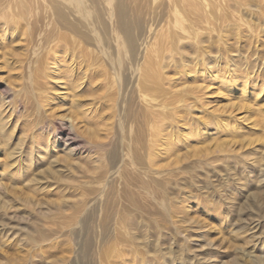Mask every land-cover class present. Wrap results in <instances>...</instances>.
Masks as SVG:
<instances>
[{"label": "rangeland", "instance_id": "rangeland-1", "mask_svg": "<svg viewBox=\"0 0 264 264\" xmlns=\"http://www.w3.org/2000/svg\"><path fill=\"white\" fill-rule=\"evenodd\" d=\"M68 1L28 0L32 16L26 23L20 21L16 30H5L6 36L0 34V105L13 108L9 118L14 124L19 122L17 131H21L23 124L29 125L40 137L35 147L30 141L31 130L26 132V138L19 133L18 136L24 138L23 154L31 150L39 153L44 137L50 136L60 144L55 153L41 151L39 165L34 161L31 165L29 158L24 157L29 181L26 184L8 179L2 173L7 171L4 166L8 160L1 154L5 144L0 140V204L7 202L6 207L0 206V226L10 225L19 230L17 233L21 236L17 237L22 244L10 252L5 251L8 259L16 261L19 255L23 264H29L30 260L87 264L92 258L94 264H99L103 261V251L116 247L121 250V258L116 256L115 262L123 260L125 264L141 260L157 264H264V175L257 166V159L264 150L263 112L250 100L239 102L238 96L221 90L220 85L204 88L206 83L202 79L209 80L205 72H200L202 67L217 72L228 60L231 69L242 75L251 71L250 77L257 75L258 81L261 80L264 74V0H244L240 7L241 0H224L227 22L221 27L216 25L218 29L213 32L205 25L199 26L193 12L185 8L188 21L196 28L199 26L189 39L186 32L185 42L181 38L184 33L178 28L188 22L171 15L170 0H78L82 6L77 0ZM175 1L178 8L181 6L179 9L184 8L181 0ZM57 7L67 9L72 20L87 27L83 40L81 34L75 35L66 27V22L54 15ZM122 13L129 18L130 27L139 39L134 65L123 44ZM50 24L58 26L61 34L82 42L83 49L90 55H87L88 65L102 67L99 74L90 71L91 74L87 67H81L89 78L87 85L71 90L64 76L71 71L68 70L70 62L63 60L64 52L58 53L63 57L61 66L68 72L60 68L61 76L56 83L62 85L63 90L57 95L64 98L54 97L53 100L42 92L43 80L35 64L28 63L37 54ZM197 44L207 51L204 59L197 60L193 54ZM156 49L163 54H160V64L163 80L166 79L163 90L167 109L160 117L166 133L162 132L158 148L159 166L152 169L143 166L142 169L135 163V156L142 150L150 130L146 121L159 119V112L155 102L156 111L150 112L136 87L147 54ZM184 49L188 54L185 59L181 55ZM80 58H77L79 62ZM211 58L214 60H208ZM86 63L80 62L83 66ZM253 92L251 94L255 95ZM195 93L199 99L194 98ZM71 102L79 107H73ZM238 104L242 105L241 110H236ZM88 110L93 114L87 115ZM213 116L225 120L220 128L216 127ZM232 118L238 121L233 122ZM69 119L74 121V129ZM195 119L202 123L204 136H178L177 132L187 134ZM37 123L38 129H34ZM14 138L7 142L11 151L18 145ZM53 169L59 171L58 183L49 176L48 172ZM137 169L153 176L151 191H145L143 175ZM165 197L169 202L167 210L162 205ZM41 232L45 236L53 233L49 240L56 245L55 255L47 260L41 257L38 251L41 243L36 238L31 247L24 245L29 234ZM24 234L27 236L22 238ZM90 240L92 256L89 258ZM16 249L18 255H14Z\"/></svg>", "mask_w": 264, "mask_h": 264}, {"label": "bare ground", "instance_id": "bare-ground-1", "mask_svg": "<svg viewBox=\"0 0 264 264\" xmlns=\"http://www.w3.org/2000/svg\"><path fill=\"white\" fill-rule=\"evenodd\" d=\"M68 1V0H67ZM74 1V0H73ZM80 1V0H79ZM77 0V2H79ZM98 1V0H97ZM96 1V2H97ZM100 1V0H99ZM133 1V0H132ZM150 1V0H149ZM224 0L220 1V0H181V4L182 6H184L183 9H179L178 6L176 5L175 0H170L168 1L170 3V7L172 8L171 10V15L175 16V17H179V19L182 20V22H188V25H184L182 28H178V30H181L184 34L181 36L182 41L185 39V37L183 38L184 35H186L187 32V39H189V36L191 34H194L195 31L197 30V28H199L200 25H205L208 30L210 32L216 31L217 26L216 25H220L224 24L225 22H227L226 17L225 16V12H224V6H223V2ZM247 0H245L246 2ZM69 2V1H68ZM75 2V1H74ZM82 2V1H81ZM88 2V0L86 1ZM105 2V1H104ZM5 3V4H4ZM138 3V2H137ZM159 3V2H158ZM168 3V4H169ZM179 3V2H178ZM222 3V4H221ZM91 4V3H90ZM100 4V3H99ZM103 4V3H102ZM106 4V3H105ZM104 4V5H105ZM120 4V3H119ZM146 4V3H145ZM153 4V3H152ZM226 4V3H225ZM244 4V0H241L240 5ZM5 5V6H4ZM69 5V4H68ZM71 5V4H70ZM80 5V2H79ZM84 5V2H83ZM96 5V4H95ZM112 5V4H111ZM114 5V4H113ZM148 5V3H147ZM145 5V6H147ZM167 5V4H166ZM252 5V4H251ZM72 6V5H71ZM82 6V5H80ZM85 6V5H84ZM108 6V5H107ZM144 6V7H145ZM74 7V6H73ZM89 7V6H88ZM91 7V6H90ZM99 7V6H98ZM102 7V6H101ZM106 7V6H105ZM151 7L153 8V6L151 5ZM243 7V6H242ZM31 6L28 2V0H0V34H3L4 36H6V31L5 30H16L17 29V24L21 22H25L27 21L30 16H32V9H30ZM85 8V7H84ZM94 8V7H93ZM148 8V6H147ZM146 8V9H147ZM179 10H178V9ZM185 8H187V10H190L193 12V14L195 15V20L198 23V27H194L193 26V22L188 21L189 18H186V14H185ZM238 8V7H237ZM76 9V8H75ZM86 9V8H85ZM84 9V10H85ZM96 9V8H95ZM99 9V8H98ZM239 9V8H238ZM237 9V10H238ZM249 9V8H247ZM34 10V9H33ZM102 10V9H101ZM113 10V9H112ZM123 10V9H122ZM76 11V10H75ZM124 11V10H123ZM151 11V10H150ZM149 12V11H148ZM187 12V11H186ZM191 12V14H192ZM98 13V11H97ZM251 13V12H250ZM90 14V13H89ZM102 14V13H101ZM100 14V15H101ZM125 13L121 14V21H122V29L124 30V41L123 44L127 49V53L129 54L130 57V61L131 63L134 65V63L136 62V57H137V52L139 50L138 45H139V39L137 38L138 36H136L134 34V32L132 31L133 29H131L130 27V21L126 18V16L124 15ZM190 14V13H189ZM189 14L187 13L188 17ZM54 15L57 18L62 19L64 22H66V27H68L69 29H71V31H73L75 33V35H80L81 34V38L82 40L86 37L87 34V27L84 24H81L80 22H76L74 20L71 19V17H69V11L65 8H55L54 10ZM193 15V16H194ZM110 16V15H109ZM192 16V15H191ZM106 17V15H105ZM104 17V18H105ZM131 17V16H130ZM141 17V15H140ZM159 17V15H158ZM153 18V17H152ZM194 18V17H193ZM115 19V18H114ZM134 19V18H133ZM141 19V18H140ZM167 19V18H166ZM172 19V18H171ZM107 20V19H106ZM105 20V21H106ZM133 22V21H131ZM135 22H137L135 20ZM142 22V20H141ZM154 22V21H153ZM168 22V21H167ZM26 23V22H25ZM110 23V22H109ZM155 23V22H154ZM143 24V23H142ZM156 24V23H155ZM140 26V25H139ZM112 27V26H111ZM115 27V26H114ZM204 27V29L206 28ZM219 27V28H220ZM235 27V26H234ZM237 27V26H236ZM161 28V27H160ZM159 28V29H160ZM168 28V27H166ZM98 29V28H97ZM101 29V28H100ZM137 29V28H136ZM176 29V28H174ZM201 29V27H200ZM223 29V28H221ZM155 30V29H154ZM170 30V29H168ZM190 30V31H188ZM220 30V29H219ZM224 30V29H223ZM60 29L58 28V26H55L54 24H50L47 28L46 34H44V36L42 37V41H41V46L38 49L37 54H34L30 59H29V64L34 65L35 64V68L36 71L38 72V76L43 80V85L41 86V90L42 92H45V97H48L49 100H53V98H64L63 96H59L57 95V93H60L58 91H62L63 90V86L56 83L57 82V78L59 76H61V72L59 70H61L60 68L64 67L61 66V61H62V56H58V53H65L66 57L63 58V60L65 59L66 61L68 60V62H70V67L68 66V70H71L70 72L67 71V69L64 67V71L63 72H68V76L67 73L64 75L68 84V89L71 90H76L78 88H81L82 86L87 85L86 84V79H89L88 77H86V74L82 73V68L84 67L86 69L87 67V71H89V73H91L92 71L95 72V74H99L101 73L99 70L100 68H93V65L89 63H86L87 61V55H89V53L83 49L82 46V42H78L75 39H72L70 37H67L66 35H63L60 33ZM193 31V32H192ZM204 31V30H202ZM208 31V32H209ZM118 32V31H117ZM179 31H177L178 33ZM119 33V32H118ZM117 33V34H118ZM137 33V32H136ZM175 32H173L174 34ZM197 33V32H196ZM171 34V35H173ZM207 34V33H206ZM11 35V34H10ZM101 35V34H100ZM165 35V34H164ZM120 36V35H119ZM148 36V35H147ZM167 36V35H166ZM177 36V35H175ZM220 36H222L220 34ZM108 37V36H107ZM145 37V36H144ZM150 37V36H149ZM168 37V36H167ZM174 37V36H173ZM210 37V36H209ZM218 37V36H217ZM223 37V36H222ZM80 38V39H81ZM146 38V37H145ZM221 38V37H220ZM123 39V37H122ZM193 39V38H192ZM195 39V38H194ZM211 39V38H210ZM223 39V38H222ZM102 40V39H100ZM109 40V39H108ZM201 40V39H200ZM186 40H184L185 42ZM204 41V40H203ZM218 41V40H217ZM222 41V40H221ZM190 42V41H189ZM192 42V41H191ZM194 42V41H193ZM212 42V41H211ZM98 43V42H97ZM144 43V42H143ZM210 43V42H209ZM216 43V42H215ZM212 44V43H211ZM217 44H219L217 42ZM163 45V44H162ZM167 45V44H165ZM164 45V46H165ZM176 45H179V43H177ZM175 45V46H176ZM194 46V44H192ZM209 45V44H208ZM224 45V44H223ZM227 45V44H226ZM123 46V45H122ZM158 46V45H157ZM172 46H174L172 44ZM183 47H185L186 45H182ZM182 46H180L182 48ZM196 47H194V53L196 55V58L198 60V58H203L205 57V54H207L206 52H204L206 49H201V47L197 44L195 45ZM204 46V44H203ZM141 47L143 48V46L141 45ZM156 47V46H155ZM212 47V46H211ZM225 47V46H224ZM147 48V47H146ZM169 48V47H168ZM178 47L176 46L175 49H177ZM181 48L179 49V51H181ZM152 49V48H151ZM167 49V48H165ZM164 49V50H165ZM192 49V48H191ZM190 49V51H191ZM212 49V48H211ZM221 49V48H220ZM157 50V51H156ZM154 50L152 53H148L146 56V65L143 68V70L141 71L142 75L141 77H139L137 84L138 86L137 91L139 94V98L142 99L143 102H145L148 105V108L150 109V112L153 114L156 109L154 108L153 104L154 102L157 103L156 105L158 106L157 111L159 112V119L158 117H156L154 120H151V123L149 121H146V125L150 126V130L148 132V135H146L147 139L144 138V143L142 144L141 151H137V154L135 156V163L137 164L138 168L143 166H147L148 168H153L156 166L158 167V148L160 147V142H161V138H162V132L164 131V124H161V114L163 112L166 111L167 106H166V93L165 90H163V84L164 80L166 81V79L163 80L162 77V66H161V59L160 58V50L156 49ZM168 50V49H167ZM100 51V50H99ZM178 51V50H177ZM178 51V52H179ZM218 51V50H217ZM224 51V50H223ZM226 51V50H225ZM69 53V55L67 53ZM124 52V51H123ZM177 52V53H178ZM193 52V51H192ZM78 53H81L82 55L79 57H81V61L80 62H85L86 64L83 66V64H80V62L77 60L78 57ZM91 53V52H90ZM109 53V52H108ZM117 53V52H116ZM147 53V52H146ZM154 53V54H153ZM163 53V50H162ZM176 53V52H175ZM222 53V52H221ZM225 53V52H224ZM113 54V53H112ZM152 54V55H151ZM180 54V52L178 53ZM187 54V49L183 50V53H181L183 59L187 58L186 55ZM219 54V53H218ZM223 54V53H222ZM64 55V54H63ZM68 55V56H67ZM163 55V54H161ZM166 55V54H165ZM177 55V54H176ZM224 55V54H223ZM228 55V53H227ZM90 56V55H89ZM219 56V55H218ZM222 56V55H221ZM226 56V55H225ZM94 57V56H93ZM164 57V56H163ZM168 57V56H166ZM181 57V56H180ZM209 57V56H208ZM213 57V55L211 56ZM220 57V56H219ZM230 57V56H229ZM101 58V57H100ZM192 58V57H191ZM189 58V59H191ZM195 58V60H196ZM228 58V56L226 57ZM234 58V57H233ZM96 59V58H95ZM94 59V60H95ZM99 59V58H98ZM139 59V58H138ZM165 59V58H164ZM194 59V57H193ZM204 59V58H203ZM206 59V58H205ZM221 59V58H220ZM97 60V59H96ZM100 60V59H99ZM192 60V59H191ZM208 60H214V59H208ZM225 60V59H224ZM227 60V59H226ZM225 60V61H226ZM233 60V59H232ZM90 61V60H89ZM114 61V60H113ZM144 61V60H143ZM203 61V60H202ZM216 61V60H215ZM221 61V60H220ZM93 62V61H91ZM101 62V61H100ZM204 62V61H203ZM234 62V61H233ZM233 62H231L233 64ZM97 63V62H94ZM93 63V64H94ZM102 63V62H101ZM141 63V62H140ZM193 63V61H192ZM206 63V62H205ZM216 63V62H215ZM235 63V62H234ZM251 63V62H250ZM100 64V63H99ZM103 64V63H102ZM126 64V63H125ZM165 64V62H164ZM167 64V62H166ZM201 64V63H200ZM204 64V63H203ZM218 64V62H217ZM66 65V64H65ZM97 65V64H96ZM94 65V66H96ZM131 65V64H130ZM132 65V66H133ZM194 65V64H193ZM220 65V64H219ZM229 61H226V64L222 63L221 65V69H217L218 71H207L206 69H203V67L200 69V72L203 71L206 74V79L209 80L208 82L204 79H202L203 83L205 84L204 88H207V86H211L212 84H215L217 87H219L220 85V89L224 90L225 92L227 91V93H229L230 95H236L238 96L237 99H239V102L242 101H251L253 103H255L257 106L259 107V111L262 110L263 112V120H264V95H262L263 90H264V74L261 75V80L258 81L259 79H257V75L256 77H250V72H248V75L246 74H241L238 73L235 69H231L229 66ZM138 66V65H137ZM166 66V65H165ZM209 66V65H208ZM230 66H232L230 64ZM234 66V65H233ZM232 66V67H233ZM256 66V65H254ZM119 67V66H118ZM117 67V68H118ZM134 67V66H133ZM182 67V66H181ZM185 66H183L184 68ZM213 67V66H212ZM217 67V66H216ZM239 67V66H238ZM247 68H249V65H246ZM114 68V67H113ZM237 68V67H236ZM142 69V68H141ZM165 69V67H164ZM216 69V68H215ZM129 70V69H128ZM196 70V69H195ZM248 70V69H247ZM262 70V69H261ZM62 71V70H61ZM85 71V72H87ZM91 71V72H90ZM120 72V71H119ZM175 72V71H174ZM188 72V71H187ZM199 72V71H198ZM126 73V72H125ZM218 73H220L221 75H217ZM92 74V73H91ZM94 74V73H93ZM199 74V73H198ZM204 74V73H203ZM204 74V75H205ZM109 75V73H108ZM254 75V74H253ZM97 76V75H96ZM110 76V75H109ZM129 76V75H127ZM199 76V75H197ZM200 76H202L200 74ZM99 77V76H98ZM113 77V76H112ZM190 77V76H189ZM95 79V78H94ZM102 79V78H101ZM105 79V78H103ZM102 79V80H103ZM126 79V78H125ZM132 79V78H131ZM197 79V78H196ZM96 80V79H95ZM113 80V78H112ZM116 80H117V75H116ZM263 80V81H262ZM90 81V80H89ZM119 81V80H118ZM100 82V81H99ZM98 82V85L101 83ZM127 84H128V79H127ZM263 82V83H262ZM42 83V82H41ZM105 83V82H104ZM210 85H209V84ZM239 83V84H237ZM32 84V83H31ZM97 84V83H96ZM167 84V83H166ZM200 84V83H199ZM257 84H261L259 86V88L255 87V85ZM126 85V84H125ZM238 85V86H237ZM40 86V85H39ZM39 86L37 87V89L39 88ZM110 86V85H109ZM119 86V85H118ZM124 86V85H123ZM128 86V85H127ZM126 86V87H127ZM172 86V84H171ZM201 86V85H200ZM204 86V85H203ZM112 87V86H111ZM223 87V88H222ZM224 87H228L230 89H225ZM114 87H112V89H114ZM204 88H202L201 90H204ZM252 88V91H251ZM101 89V88H100ZM116 89V88H115ZM114 89V90H115ZM121 89V88H120ZM119 89V90H120ZM40 90V91H41ZM98 90V89H97ZM111 90V89H110ZM118 90V89H117ZM200 90V91H201ZM207 90V89H205ZM39 91V89H38ZM126 91V90H125ZM255 93H254V92ZM112 92V91H111ZM110 92V93H111ZM119 92V91H118ZM253 92L252 95L251 93ZM122 93V91H121ZM173 93V92H172ZM193 94V93H192ZM203 94V93H201ZM18 95V94H17ZM117 95V94H116ZM123 95V94H122ZM196 93L194 94V98L199 99L198 97L195 96ZM248 95H252V98H247ZM176 96V95H175ZM184 97L187 96L186 94L183 95ZM226 96V95H225ZM204 97V94H203ZM114 98V97H112ZM127 98V97H126ZM181 98V97H180ZM111 99V98H110ZM171 99V98H170ZM169 99V100H170ZM114 100V99H113ZM127 100V99H125ZM168 100V101H169ZM202 100V99H201ZM242 100V101H241ZM73 101V100H72ZM122 101V100H121ZM124 101V100H123ZM163 101V104H162ZM165 101V103H164ZM78 100L75 101V103H77ZM161 102V103H160ZM173 101L172 104H175ZM206 102V101H205ZM72 103V102H71ZM160 103V104H158ZM170 103V102H169ZM84 104V103H83ZM98 104V103H97ZM180 104V103H179ZM183 104V103H181ZM73 107L78 108L79 106H76L74 103L71 104ZM75 105V106H74ZM208 105V104H207ZM234 106V104L232 105V107ZM241 106L238 104V107H236V110H241ZM125 107V106H124ZM183 107V105H182ZM202 107V106H201ZM256 107V106H255ZM88 108V107H87ZM169 108V105H168ZM85 111V110H84ZM13 113V108L11 106H6V105H0V140H4V150L1 154H3L2 156H5V158L8 160V162H6V165L4 166V169L7 171H3L2 173H4V176L8 177V179H15L17 180V182L20 183H25L27 184L29 181H27L26 178V174H27V164L25 165L23 163V159L24 157L29 158L30 164L32 161L35 162V164L37 163V165L40 164L41 158L40 155H38L41 151V153H55L58 145H60L56 140H53L50 138V136L48 137H44L42 138V145L39 149V153L34 152L33 150L27 152L25 151L24 155L23 154V148H24V138L28 137V134L26 132H30V141H32V143L35 144V142H38V135L37 132L35 130H32V128H30L29 125L25 126L23 124V128L20 129L21 131L19 132V130L17 131V129H19V122H16L15 124L11 121V113ZM10 113V114H9ZM203 113V112H202ZM234 113V111L232 112ZM230 113V114H232ZM87 115H91L93 114L92 111L88 110ZM10 117V118H9ZM65 117L62 116V118ZM87 117V116H86ZM95 117V116H94ZM214 117V116H213ZM215 124L217 128H220L222 124V122H225V120L223 121V118L221 119V117L219 116H215ZM15 119V118H14ZM85 120V118H84ZM194 120V119H193ZM196 120V119H195ZM233 122L234 121H238V119L236 118H232ZM16 121V120H15ZM24 121V120H23ZM70 121V126L72 129H74L76 127V125L74 124V121L72 122L71 119H69ZM88 121V120H87ZM204 122H206L205 120H203ZM160 122V123H159ZM229 124V123H228ZM202 123H200L199 120H196L195 123L193 125H191V127L189 128V132L187 134H182V133H178V136L180 137H190L191 135H196L198 138L204 136V132L202 133V129L203 127H201ZM227 125V124H225ZM230 125V124H229ZM239 125V124H238ZM241 125V124H240ZM38 123L34 124V129L37 128L38 129ZM148 126V127H149ZM242 126V125H241ZM226 127H229L228 125ZM240 127V126H239ZM205 130V129H204ZM19 133L24 134V138H20L18 135ZM126 133V132H125ZM166 133V132H165ZM14 135L15 138H14ZM142 135V134H141ZM165 136V135H164ZM176 136V134H175ZM17 139L18 141V145L17 148L14 149L13 151H11L8 147L7 142H9V140L11 141V139ZM164 138V137H163ZM125 139V136H124ZM166 139V138H165ZM125 143V141H123ZM174 142V141H173ZM172 142V143H173ZM129 144V143H128ZM37 144H35L36 147ZM162 145V143H161ZM165 145V144H164ZM19 146V147H18ZM33 147V145H32ZM171 147V146H170ZM169 147V148H170ZM263 147V146H260ZM140 148V147H139ZM166 149V148H165ZM168 149V148H167ZM66 150V149H65ZM122 150V149H121ZM172 150V148H171ZM169 150V151H171ZM125 151V150H124ZM132 151V149H131ZM168 151V150H167ZM168 151V152H169ZM174 151V150H173ZM40 153V154H41ZM134 153V152H133ZM169 154V153H168ZM37 155V158L36 156ZM43 155V154H42ZM45 155V154H44ZM174 156V154H173ZM45 157V156H44ZM124 158V157H123ZM264 158V150L261 153L260 157L257 159V166L259 167V171H261V174L264 175V161L262 160ZM34 159V160H32ZM177 159V158H176ZM179 159V158H178ZM28 160V159H27ZM182 160V159H180ZM44 161V160H43ZM33 162V163H34ZM171 162V161H170ZM177 162V161H175ZM44 163V162H43ZM179 163V162H177ZM3 165V164H2ZM34 165V164H31ZM29 166V165H28ZM257 167V168H258ZM32 168V167H31ZM34 168V167H33ZM32 168V169H33ZM145 168V167H144ZM30 170V169H29ZM36 170V169H35ZM54 170V171H53ZM51 171H49V176L51 178V180H55L57 183L59 182V171L56 169H53ZM139 170V169H137ZM145 170V169H144ZM33 171V170H32ZM38 171V170H37ZM141 170H139L138 172H140ZM39 172V171H38ZM149 172V171H148ZM157 172H159L157 170ZM34 173V172H33ZM143 175V187L145 189V191L149 192L151 191V181L153 180V176L149 177L148 174L145 171H141L140 172ZM158 174V173H157ZM35 176V175H34ZM29 178V177H28ZM170 179V178H169ZM12 180V181H13ZM40 180V179H39ZM8 181V180H7ZM155 185L157 186L158 183H155ZM158 187V186H157ZM56 189V188H55ZM53 189V190H55ZM32 190V189H31ZM34 191V190H32ZM6 193H4L5 195ZM4 201V200H3ZM168 198L165 197L162 201V205L163 207L166 209L168 207ZM17 202V201H16ZM7 203V202H5ZM4 203V205L0 204L1 207H6V204ZM20 203V202H19ZM167 210V209H166ZM11 218V217H10ZM0 264H23L22 261H19V253L16 252L17 254L14 253V255H18L17 256V260L15 261L14 259H11L9 257L6 256L5 251L10 252L9 250L14 249V248H19V246L22 247V244L20 245V234H18L17 232H19V230H14L12 228V226L10 225H6V226H0ZM53 235V233H49L48 236H45L43 232L41 233H36V234H29L27 235H23L22 238H25V236H27L28 241L24 242V245H26V247H31L30 245H34L35 241L33 238H36L41 244H39V249L38 251L41 252V257H43V259L47 260L48 258L52 257L53 255H55L56 253V245L54 243V241L49 240V238ZM19 236V237H17ZM92 236V235H91ZM12 240V241H9ZM46 242V244H44ZM90 243V253H88L89 258L92 256L91 255V247H92V241H89ZM37 242H36V246H37ZM46 245V246H45ZM121 250H119L116 247H112L111 249L108 250H104L102 253V260L101 262H99V264H125L122 259H118V260H122V261H117L115 262V257L116 258H121ZM47 254V256H46ZM145 254V253H144ZM91 255V256H90ZM85 257H87V255H85ZM148 257V256H147ZM28 261L30 260L29 257H25ZM150 258V257H148ZM92 259V258H91ZM90 259V263L87 264H94L93 260ZM135 260V259H133ZM148 260V259H147ZM41 263V264H52V263H46L45 261H29V264H37V263ZM28 264V263H27ZM134 264H157L154 263V261H135ZM160 264V263H158Z\"/></svg>", "mask_w": 264, "mask_h": 264}]
</instances>
